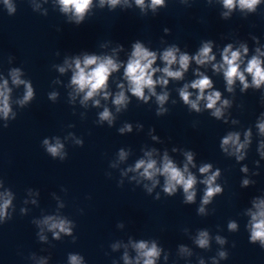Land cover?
<instances>
[{
    "label": "clouds",
    "instance_id": "obj_1",
    "mask_svg": "<svg viewBox=\"0 0 264 264\" xmlns=\"http://www.w3.org/2000/svg\"><path fill=\"white\" fill-rule=\"evenodd\" d=\"M122 0H100V6L103 7L105 4L109 6L110 9H115L117 5H120ZM4 3L8 6L10 13L15 11V8L10 3V0H4ZM93 0H59L61 5V11L65 13H72L75 17V22L77 25L85 18V14L89 11L92 6ZM123 3L127 7H131L128 4V0H123ZM223 7L228 10L224 12L223 16L227 17L229 13L234 8H239L241 11L247 10L248 12H256L257 6L261 3V0H222ZM136 6H138L141 11L145 8H151L153 13L157 11L158 8L166 7L165 0H150V3L146 4L145 0H135ZM169 29L165 28V32ZM132 51L127 59L126 64L122 61H117L113 56L109 55H95V54H83L82 58L80 56L75 57L72 63L65 61L67 67L72 68L71 76V86L74 89L75 94L83 93L82 104H86L89 100L93 101L94 106L100 105V100L95 99L97 96H103L107 100L112 94L107 91L108 82L110 76L118 72L123 68V80L127 83V88H125L124 83H119L117 87L119 91L112 96V104L116 107V111L120 112L121 109H127L130 101V96L126 93H130L131 96L137 98V100L147 104L151 97H155L158 104L157 116H161L168 112V109L164 107L165 103L168 101L169 94L163 92L162 94H157L156 86H167L169 79L180 80L183 79L184 73L188 71L190 64L194 61L198 66H204L206 64L216 61V56L213 54V42L206 41L202 43V46L196 52L195 55H189L187 52H182L179 47L172 45L163 50L158 57L156 51L149 50L143 43L139 40L132 44ZM120 50H123V45L119 46ZM256 54L248 59L246 66L241 70V65L245 63L244 57L248 53V47L246 44H240L239 48L233 50V44L229 43L221 52L220 63H212V69L215 72H222L224 80L226 81V90L233 91V85L238 80L243 87L241 92L246 91L249 87H254L259 89L261 85H264V52H261L260 48H256ZM158 58L163 62L164 67H154ZM74 64V67H73ZM173 65H178L176 70H173ZM59 72L64 73L65 67H59ZM162 73L161 76L154 79L156 73ZM195 75L198 77L193 80L191 84H185L179 89V96L183 103L189 107L190 110L195 112H201L200 102L206 101L205 108L210 110L211 115L217 120L221 119L223 116V109L228 107L230 102L227 99L221 100V92L214 90V85L212 79L204 75L200 71L199 67L194 70ZM246 74L251 76V84L247 82ZM21 70L18 68H13L10 71V76L13 85L19 86L24 85L25 92L23 98L18 101L21 107L27 105L35 97V92L33 85L26 80L21 79ZM189 88L197 91L195 99H192V92ZM145 90H147L148 95H146ZM10 93L11 89L8 86V80H4L0 83V116L3 117L5 121L9 119V114L11 113V118L16 119V114L12 112L10 106ZM57 93L52 92L48 95L50 100H55ZM75 97L73 96V99ZM218 102L220 106L218 105ZM115 117L109 108L105 107L102 112L99 113V121H107L109 126L113 125ZM235 123V121H233ZM4 128L8 127V124L3 125ZM256 127L261 135H264V121L258 122ZM143 125L138 124L137 129H142ZM119 133H131L133 127L131 124L126 123L123 127L118 129ZM150 135L155 132V129L149 130ZM251 129H248L244 134V142H240V134L237 132H230L226 136L222 137L220 142V149L227 153L228 155H235L236 160L240 161L244 159L245 153L242 151L250 143ZM153 140H160L156 135H151ZM78 144L83 146V140H78ZM42 145L52 158L59 157L60 161H64L67 157V153L64 151V145L61 143L59 138L55 139V143H51L49 139L45 138L42 141ZM260 148L264 149V142H261ZM174 152L177 149L174 147L172 149ZM153 149L150 152H146V159H140L136 162L135 167L129 169V171H136L139 173L140 177L152 181L153 187L159 183L156 177H164L163 192L168 196H173L178 187L183 189L184 193V203H194L196 197L195 185L197 184V177L189 171V165L196 167L193 162L194 153L192 151H186L184 153L186 157V163L183 167H178L176 163L169 157L167 151L164 152L162 160L159 165L157 160L153 159ZM261 157H264V151L260 152ZM127 153L121 149L119 151L120 160H124ZM259 162L257 161V164ZM212 164L205 163L199 167V173L205 178L199 181L201 184L205 185L204 195L201 200V206L198 208V213H205L204 205L212 202L214 196L221 194L223 192L222 187L216 183L217 178L221 175V170L217 168L212 171ZM241 171L247 172V167L241 169ZM249 181L245 179L243 181L244 187L248 186ZM2 186V184H0ZM147 187V186H146ZM149 192L152 191L151 188L148 189ZM12 194L6 192L0 194V224L7 222L12 219V215L9 212V208L12 207ZM35 203V201H33ZM254 207L256 211H250L251 221L249 223L250 237L249 242L251 244H259V246L264 249V200L254 201ZM24 209H21L23 212ZM34 223L46 226L47 230L52 233L53 239L60 240L61 234L65 236H71L73 241L76 237L73 235V222L61 218L58 216H45L41 221H34ZM228 229L231 232H235L238 229V225L234 221L228 223ZM43 231V229H41ZM40 241H45L46 237L43 235L39 236ZM218 244L224 245L227 240L219 235L215 237ZM195 243L200 248H208L210 243L209 232L206 230L200 231ZM233 246H235L233 244ZM113 247H118L114 245ZM132 247L135 249L137 255L135 257V264H156V260L161 254V248L157 246L155 242L150 245L146 241H139L133 243ZM181 251L187 252L188 249L181 246ZM219 259H227L228 252L225 250H220L217 253ZM167 257H165L166 259ZM125 264H133V261L129 258L127 252L123 256ZM41 264H45L41 261ZM68 264H84V257L80 254L68 255ZM200 264H204L201 260ZM213 264H218V260L213 257Z\"/></svg>",
    "mask_w": 264,
    "mask_h": 264
}]
</instances>
